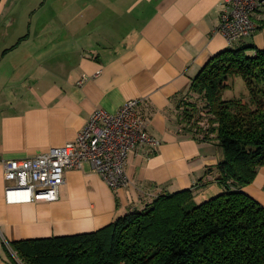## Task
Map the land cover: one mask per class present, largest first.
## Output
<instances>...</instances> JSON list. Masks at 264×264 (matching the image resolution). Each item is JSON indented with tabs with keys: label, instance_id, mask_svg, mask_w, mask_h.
<instances>
[{
	"label": "crops",
	"instance_id": "crops-1",
	"mask_svg": "<svg viewBox=\"0 0 264 264\" xmlns=\"http://www.w3.org/2000/svg\"><path fill=\"white\" fill-rule=\"evenodd\" d=\"M98 2L0 0V264H12L9 242L92 232L162 193L192 188L202 202L225 191L217 140L193 137L178 109L214 55L264 47V11L252 15L256 32L230 45L217 31L223 0H108V19ZM236 83L225 98L247 93ZM131 98L160 144L128 155L126 186L110 188L85 161L65 171L57 200L6 203L5 160L72 141L97 108L114 113ZM242 191L264 206V166Z\"/></svg>",
	"mask_w": 264,
	"mask_h": 264
},
{
	"label": "trees",
	"instance_id": "trees-1",
	"mask_svg": "<svg viewBox=\"0 0 264 264\" xmlns=\"http://www.w3.org/2000/svg\"><path fill=\"white\" fill-rule=\"evenodd\" d=\"M238 78L247 93L225 98ZM190 92L203 100L205 126L190 103L179 123L197 139L217 140L224 192L202 202L192 188L162 193L92 232L9 242L12 264H264V206L242 191L264 166V47L217 53Z\"/></svg>",
	"mask_w": 264,
	"mask_h": 264
},
{
	"label": "built area",
	"instance_id": "built-area-1",
	"mask_svg": "<svg viewBox=\"0 0 264 264\" xmlns=\"http://www.w3.org/2000/svg\"><path fill=\"white\" fill-rule=\"evenodd\" d=\"M223 4L217 31L230 45L256 32L258 25L252 15L264 11V0H223ZM86 80L82 76L79 83ZM141 102V98L128 99L114 113L97 108L74 140L35 157L5 160L6 203L57 200L65 171L81 168L85 161L91 163L110 188L126 186L128 155L136 150L149 155L160 144L147 131L149 121L139 111Z\"/></svg>",
	"mask_w": 264,
	"mask_h": 264
},
{
	"label": "rangeland",
	"instance_id": "rangeland-1",
	"mask_svg": "<svg viewBox=\"0 0 264 264\" xmlns=\"http://www.w3.org/2000/svg\"><path fill=\"white\" fill-rule=\"evenodd\" d=\"M109 3H108V0H99L98 2V5L97 7H99L101 9V11L99 12L100 13V17L101 18H105V19H108V16L110 11H107V7H108ZM105 8V9H104ZM104 9V10H103ZM90 18H92L91 16H89ZM127 28L125 26H121V32L125 31ZM237 88L236 89H243L244 88V83L242 81V79L238 78V81L236 83ZM233 94V90H228L226 91L225 93V96L224 97H227V96H230V94ZM231 94V95H232ZM234 95V94H233ZM190 103V104H195L196 106V109L198 110V112H196V115L195 117L196 118H200V124L201 126H205V123H206V119H205V112H203L202 110L204 109L203 108V100L201 97H199L196 93L194 92H190L189 94H187L181 101L180 103V107L178 109V114H179V120H180V117H181V111H182V108L184 106H187V104ZM182 127V125H181ZM184 128V127H183ZM213 194H208L207 196V199L213 197L212 196ZM199 198L196 197V201H198ZM204 199V198H202Z\"/></svg>",
	"mask_w": 264,
	"mask_h": 264
}]
</instances>
